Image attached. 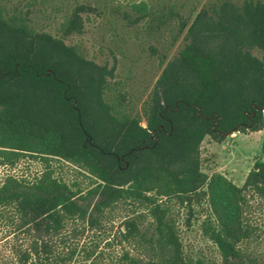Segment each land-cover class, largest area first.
I'll return each instance as SVG.
<instances>
[{"label": "trees", "instance_id": "1", "mask_svg": "<svg viewBox=\"0 0 264 264\" xmlns=\"http://www.w3.org/2000/svg\"><path fill=\"white\" fill-rule=\"evenodd\" d=\"M115 9L173 45L185 34L139 110L112 82L115 65L67 43L96 6L76 2L56 35L0 0V166L45 163L34 178L0 183V264H264V157L239 185L206 171L201 151L207 136L264 130V0L204 8L192 21L169 0ZM110 221L120 228L108 231ZM194 222L218 261L186 251L182 225ZM94 228L104 237L83 242Z\"/></svg>", "mask_w": 264, "mask_h": 264}, {"label": "rangeland", "instance_id": "2", "mask_svg": "<svg viewBox=\"0 0 264 264\" xmlns=\"http://www.w3.org/2000/svg\"><path fill=\"white\" fill-rule=\"evenodd\" d=\"M132 1L140 0H1L9 10H30L34 25L60 35V24L68 10L76 2H89L97 7V12L86 18L85 31L67 39L68 44L78 45L84 53L98 63L115 65V77L112 82H120L122 90L132 98V103L139 110L142 103L152 92L164 66L177 53L184 43V35L173 45L167 31L152 34L144 22L130 25L124 20L116 7L129 8ZM158 1V0H154ZM176 3L182 13L191 17V21L202 10L213 8L220 10L224 3L240 5L244 0H169ZM256 55L262 56L260 50L254 49ZM163 55L166 56L161 63ZM264 130L235 131L227 134L220 143L207 136L201 145L203 168L206 171H218L241 185L246 179L254 162L262 153ZM57 173L69 182L77 180L85 187L89 180L79 175L76 168L65 161H52ZM45 168L40 158L24 156L15 166H0V183L8 174L34 178ZM182 225V224H181ZM108 231L120 228V221L109 222ZM112 230V231H114ZM4 236L8 232L4 230ZM100 228L88 229L82 241L104 237ZM13 235L8 236L12 238ZM182 237L186 251L192 257H204L209 261H218L219 255L215 246L202 233L199 222L185 229L182 225Z\"/></svg>", "mask_w": 264, "mask_h": 264}]
</instances>
